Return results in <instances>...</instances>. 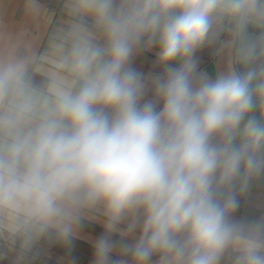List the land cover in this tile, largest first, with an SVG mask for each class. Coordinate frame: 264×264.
I'll use <instances>...</instances> for the list:
<instances>
[{"label":"clouds","instance_id":"obj_1","mask_svg":"<svg viewBox=\"0 0 264 264\" xmlns=\"http://www.w3.org/2000/svg\"><path fill=\"white\" fill-rule=\"evenodd\" d=\"M70 11L105 41L72 26L58 61L71 82L57 75L39 92L27 60L0 59V211L31 225L25 247L45 234L68 244L98 214L94 264H264V218L234 219L264 175V0H74ZM224 19L244 70L210 79L195 53ZM250 27L257 38H244ZM145 41L161 68L147 76L132 67Z\"/></svg>","mask_w":264,"mask_h":264},{"label":"crops","instance_id":"obj_2","mask_svg":"<svg viewBox=\"0 0 264 264\" xmlns=\"http://www.w3.org/2000/svg\"><path fill=\"white\" fill-rule=\"evenodd\" d=\"M73 3L74 0H0V59L27 60L30 83L39 92L47 91L54 76L73 80L71 72L58 63L70 47L69 33L73 25H83L92 33L95 43H105L103 32L91 17L82 18L71 13ZM260 31L250 27L244 38L255 39ZM240 44L234 24L227 19L219 21L195 53L198 71L215 79L230 68L244 70L238 55ZM156 60L155 48L146 44L143 51L134 54L132 67L147 76L161 71ZM150 97L151 92L146 99ZM261 218H264V175L252 182L234 213V219L245 222ZM104 234L103 223L96 214L95 219H83L68 244L45 234L25 247V238L36 236L31 225L0 211V264H94V243ZM111 238L113 241L121 239L118 234ZM118 258L114 253L112 259ZM224 264H228L227 260Z\"/></svg>","mask_w":264,"mask_h":264},{"label":"trees","instance_id":"obj_3","mask_svg":"<svg viewBox=\"0 0 264 264\" xmlns=\"http://www.w3.org/2000/svg\"><path fill=\"white\" fill-rule=\"evenodd\" d=\"M146 44H147V41H145L144 45L141 48H139L138 50L139 51H143L144 48H145V46H146ZM238 199H239V206H240L242 204V202H243V194L242 195H239ZM153 259H156V257H154Z\"/></svg>","mask_w":264,"mask_h":264}]
</instances>
